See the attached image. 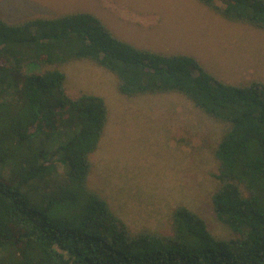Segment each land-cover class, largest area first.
Masks as SVG:
<instances>
[{"label": "trees", "instance_id": "16d2710c", "mask_svg": "<svg viewBox=\"0 0 264 264\" xmlns=\"http://www.w3.org/2000/svg\"><path fill=\"white\" fill-rule=\"evenodd\" d=\"M264 29V0H198ZM89 60L130 98L180 93L227 127L212 201L231 236L177 207L169 231L133 230L90 184L110 120L104 97H72L63 66ZM6 164V165H5ZM10 165V166H8ZM0 264H264V82H226L193 55L142 48L91 11L19 22L0 11Z\"/></svg>", "mask_w": 264, "mask_h": 264}, {"label": "rangeland", "instance_id": "374dc122", "mask_svg": "<svg viewBox=\"0 0 264 264\" xmlns=\"http://www.w3.org/2000/svg\"><path fill=\"white\" fill-rule=\"evenodd\" d=\"M0 11L11 22L91 11L138 47L193 55L229 83L264 82V29L227 20L198 0H0ZM63 69L72 97L94 93L109 106L105 134L91 155L90 184L133 230L169 231L173 211L186 206L214 234L231 236L212 201L219 184L214 150L228 126L180 93L127 97L117 77L92 61ZM0 173L9 176L7 168Z\"/></svg>", "mask_w": 264, "mask_h": 264}]
</instances>
